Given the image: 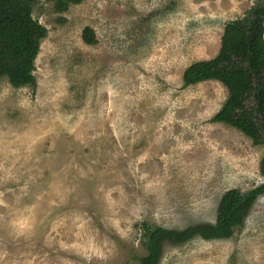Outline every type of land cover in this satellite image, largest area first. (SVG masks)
Here are the masks:
<instances>
[{
    "label": "rangeland",
    "instance_id": "374dc122",
    "mask_svg": "<svg viewBox=\"0 0 264 264\" xmlns=\"http://www.w3.org/2000/svg\"><path fill=\"white\" fill-rule=\"evenodd\" d=\"M256 2L35 5L37 85L0 79V264H140L143 224H214L227 191L264 183V146L211 122L225 85L183 87ZM160 264H264V196L231 239L167 242Z\"/></svg>",
    "mask_w": 264,
    "mask_h": 264
},
{
    "label": "trees",
    "instance_id": "16d2710c",
    "mask_svg": "<svg viewBox=\"0 0 264 264\" xmlns=\"http://www.w3.org/2000/svg\"><path fill=\"white\" fill-rule=\"evenodd\" d=\"M40 0H0V79L7 78L15 89L37 85L34 72L41 42L48 30L33 17ZM55 11L65 13L70 5L85 0H54ZM61 22H64L62 20ZM86 44L98 43L92 28L83 33ZM216 81L228 90V98L212 123L224 124L264 146V0L244 17L225 25L222 44L214 59L195 62L183 75V87ZM264 176V157L260 164ZM264 196V183L243 193L227 191L220 199L214 224L191 225L183 230L143 224V244L147 255L140 264H160L165 243L183 246L200 238L204 241L231 239L245 225L255 202Z\"/></svg>",
    "mask_w": 264,
    "mask_h": 264
}]
</instances>
